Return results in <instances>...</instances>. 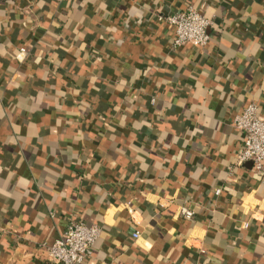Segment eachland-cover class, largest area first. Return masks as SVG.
<instances>
[{
  "label": "crops",
  "instance_id": "crops-1",
  "mask_svg": "<svg viewBox=\"0 0 264 264\" xmlns=\"http://www.w3.org/2000/svg\"><path fill=\"white\" fill-rule=\"evenodd\" d=\"M187 5L205 47L156 18ZM249 103L264 119V0H0V264H52L71 220L100 229L81 264H264Z\"/></svg>",
  "mask_w": 264,
  "mask_h": 264
},
{
  "label": "built area",
  "instance_id": "built-area-1",
  "mask_svg": "<svg viewBox=\"0 0 264 264\" xmlns=\"http://www.w3.org/2000/svg\"><path fill=\"white\" fill-rule=\"evenodd\" d=\"M156 18L171 31V47L190 44L202 48L210 41L208 31L212 24L211 19L191 5L179 11L158 13ZM233 125L240 134V145L235 156L237 163L251 162L253 168L262 173L264 182V119L258 115V105L249 103L235 115ZM219 192V189L214 191L215 195ZM179 213L187 220L192 219L195 214L184 205L180 206ZM4 232L5 229L0 227V233ZM99 234L98 226L71 220L63 236L44 247L45 257L52 264H81L92 254ZM132 236L137 238L138 233L135 232Z\"/></svg>",
  "mask_w": 264,
  "mask_h": 264
}]
</instances>
